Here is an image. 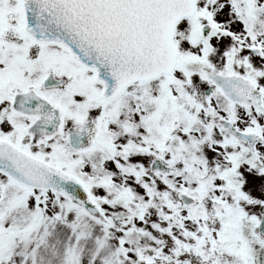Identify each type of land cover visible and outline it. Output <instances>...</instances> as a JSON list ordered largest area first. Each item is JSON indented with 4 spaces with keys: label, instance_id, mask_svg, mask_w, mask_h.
Segmentation results:
<instances>
[{
    "label": "snow or ice",
    "instance_id": "obj_1",
    "mask_svg": "<svg viewBox=\"0 0 264 264\" xmlns=\"http://www.w3.org/2000/svg\"><path fill=\"white\" fill-rule=\"evenodd\" d=\"M0 264H264V0H0Z\"/></svg>",
    "mask_w": 264,
    "mask_h": 264
}]
</instances>
